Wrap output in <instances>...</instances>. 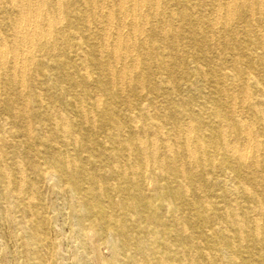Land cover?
Listing matches in <instances>:
<instances>
[{
    "label": "bare ground",
    "instance_id": "obj_1",
    "mask_svg": "<svg viewBox=\"0 0 264 264\" xmlns=\"http://www.w3.org/2000/svg\"><path fill=\"white\" fill-rule=\"evenodd\" d=\"M42 186L96 264H264V0H0V209L25 264Z\"/></svg>",
    "mask_w": 264,
    "mask_h": 264
},
{
    "label": "rangeland",
    "instance_id": "obj_2",
    "mask_svg": "<svg viewBox=\"0 0 264 264\" xmlns=\"http://www.w3.org/2000/svg\"><path fill=\"white\" fill-rule=\"evenodd\" d=\"M41 191L50 209L40 225L49 245L44 264H96L98 256L107 259V252L94 246L93 236L82 246L77 240L75 222L70 219V199L64 197L56 203L48 187L42 186ZM16 219L17 215L0 209V264H25L27 253L22 247L21 232L13 225Z\"/></svg>",
    "mask_w": 264,
    "mask_h": 264
}]
</instances>
